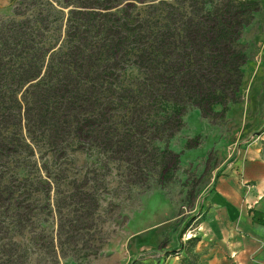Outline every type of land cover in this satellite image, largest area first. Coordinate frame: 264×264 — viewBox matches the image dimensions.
Instances as JSON below:
<instances>
[{
  "label": "rangeland",
  "instance_id": "1",
  "mask_svg": "<svg viewBox=\"0 0 264 264\" xmlns=\"http://www.w3.org/2000/svg\"><path fill=\"white\" fill-rule=\"evenodd\" d=\"M163 1L175 5L128 0L97 10L116 14L111 20L119 25L127 20L112 38L129 29L138 35L104 76L88 80L101 87L85 114L80 100L64 97L68 85L81 82L67 77L78 64L66 52L78 36L95 46V34L76 20L67 27L71 10L92 9L65 0H0V264H164L180 246L186 258L195 253L190 240L198 239L194 220L218 181L244 156L256 153L264 161V0H254L260 11L242 33L248 59L239 100L224 117L204 118L188 107L168 144L180 155L178 170L160 183L157 149L164 144L155 141L151 120L162 106L149 90L157 82L150 80L152 69L159 68L151 44L170 10ZM226 1L195 0L193 11ZM33 38L48 50L30 69ZM24 39L27 48L15 45ZM189 141L193 148H186Z\"/></svg>",
  "mask_w": 264,
  "mask_h": 264
},
{
  "label": "trees",
  "instance_id": "2",
  "mask_svg": "<svg viewBox=\"0 0 264 264\" xmlns=\"http://www.w3.org/2000/svg\"><path fill=\"white\" fill-rule=\"evenodd\" d=\"M24 1L27 0H21ZM125 1L128 0H79L76 3L65 0L67 5L92 9L87 12L71 10L67 27L69 30L71 22L76 20V23L82 22L79 24L81 27L90 26L95 34V46L94 41L90 47L85 45V38L78 36L66 52L67 57L75 58V65L78 64L74 69L66 70V75L68 78H80L81 82L72 88L68 85L63 92L64 97L65 93L69 94L66 103L80 100L84 104L85 114L89 111L92 98H97L99 91L96 88L100 86L88 80L104 76L109 71V63L115 61L119 49L137 40L138 32L132 29L124 37L120 36L117 40L112 38L117 26L122 30L126 28L127 20L120 18L124 19V23L119 25L118 20H111L116 14L97 11L119 7ZM193 1L175 0L176 6L163 1L165 3L162 4L170 10L166 11L151 44V61L158 63L159 68L157 71L152 69L150 80L157 82L150 87V98L162 106L151 120V129L155 141L164 144L163 149H157L159 181L163 184L170 182L178 170L180 155L170 151L168 144L183 127L182 119L188 107L198 109L204 118L224 117L229 106L239 100L244 80L243 67L248 59L241 42L242 33L251 24L254 13L260 11L257 1L227 0L211 9L204 5L203 12L201 10V14H197L193 11ZM125 11L122 8L120 14L123 15ZM77 16L81 18L75 19ZM85 18H88L87 23H83ZM37 24L40 26L39 31L42 27L46 29L43 23ZM35 39L30 40V59H26V62L30 61V69L40 57L43 56L44 60L48 50L45 44L41 45ZM15 45L27 48L29 43L24 39ZM132 55L138 57L139 53L134 52ZM94 59L96 63L92 62ZM42 68L43 63L35 73L30 74V82L39 77ZM217 106L222 107L221 112H216ZM186 148H193L191 141L186 144ZM195 241L191 239L190 243ZM178 250L181 251L182 246ZM180 264H200L199 256L189 251Z\"/></svg>",
  "mask_w": 264,
  "mask_h": 264
},
{
  "label": "crops",
  "instance_id": "3",
  "mask_svg": "<svg viewBox=\"0 0 264 264\" xmlns=\"http://www.w3.org/2000/svg\"><path fill=\"white\" fill-rule=\"evenodd\" d=\"M194 221L200 264H264V161L259 154L244 156L233 174L218 181ZM182 248L177 256L163 258L164 264H180Z\"/></svg>",
  "mask_w": 264,
  "mask_h": 264
}]
</instances>
